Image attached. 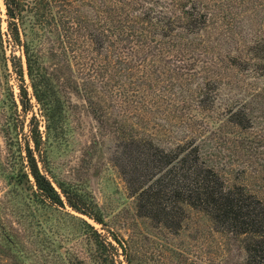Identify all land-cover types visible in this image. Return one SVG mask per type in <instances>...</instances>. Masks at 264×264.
<instances>
[{"label": "trees", "instance_id": "trees-1", "mask_svg": "<svg viewBox=\"0 0 264 264\" xmlns=\"http://www.w3.org/2000/svg\"><path fill=\"white\" fill-rule=\"evenodd\" d=\"M76 1L82 2L83 8L86 5L91 7L93 17L87 12L78 19L79 24L71 20L69 6H73ZM3 2L10 42L19 47L24 55V60L22 56L17 57L15 54L11 58L13 71L19 81L18 102L10 87L6 100L11 102L10 107L21 106L22 111L28 113L33 109V96L46 120L48 132L56 129L65 116V84L68 82H63L64 76L56 69L48 67L45 61L57 56L67 58L73 49L72 45L84 38L90 45L93 44L97 51L96 61H101L97 64L90 59V64L78 63L81 75L78 77L81 83L73 84L77 91L87 96L86 100L97 120H111V113L103 106L100 91L109 92L111 97H114V85L109 75L116 64L120 66L124 63L126 70L142 68L139 73H144V78L135 81L136 91L143 87L151 89V92L158 89L155 95L159 97V101L161 98L169 105H175L178 99V96L174 97L172 90H176V86L183 89L188 85L185 91L181 90V101L189 107L188 96L197 97L196 103L190 108L200 112L205 118L222 122L224 120L223 125L222 122L219 124L221 128L227 127L230 133L237 136L240 144H236L237 147L248 149L245 146L246 136L248 131L254 128L252 120H255L248 100L242 102L232 97L225 101L224 109L216 112L217 114H214V102L225 85L234 88L245 84L259 93L261 88H257L258 85L255 88L252 82L247 83L246 76H237L235 70L253 74L255 79L264 75V30L251 40V59L243 58L241 51L238 55L228 53L226 58H222L213 45L209 46V39L206 38V43L201 34L207 30L211 20L221 18L225 21L228 34L234 37L236 34L242 36V31L237 29L243 27L242 16L247 11L254 13L264 25V0ZM73 9L79 11L76 5ZM44 19L48 25L53 24L50 31H54L59 40L58 46L53 45L48 52H44L41 44L35 43V27L42 25ZM75 36L79 38L75 39ZM239 41L238 39L237 44ZM3 42L0 27L1 47ZM70 59L68 57L66 62L71 66ZM162 62H166L165 66ZM197 65L211 77H204V82H200L197 88L193 89L189 86V78L195 74ZM151 66L158 74L156 79L145 72V69L148 70ZM174 71H178L177 74L180 73L185 79L166 78L161 82L160 73L172 75ZM25 73L30 79L32 95L26 84ZM67 81L73 82L71 77ZM260 96H264V90ZM146 97L137 102L145 105ZM152 101L157 102L156 98ZM185 114H188L189 120L194 115ZM38 120L33 113L30 137L24 148L26 170L21 171V176L18 175L16 181L20 183L24 177H32L34 201L37 204L68 206L82 216L106 225L104 214L89 190L69 180H51L47 175V171H50L48 139L44 138ZM250 148L253 149V146ZM119 149L116 165L120 168L132 195L136 197L137 210L141 217L158 222L173 231L172 233H179L187 219L188 209L199 211L211 220L216 232L241 241L245 252L241 264H264V199L249 193L242 186H228L221 174L207 163L196 139L185 140L173 148H165L151 138L132 136L123 140ZM80 219L87 228L88 244L93 243V247L90 245L92 248L87 252L89 259L70 256V264H115L119 247L124 251L128 264H150L147 257L137 259L136 254L127 250L122 239L115 233L111 232L112 240H109L86 218ZM5 230L4 228L2 236L6 244L12 248L18 246V242Z\"/></svg>", "mask_w": 264, "mask_h": 264}, {"label": "rangeland", "instance_id": "rangeland-1", "mask_svg": "<svg viewBox=\"0 0 264 264\" xmlns=\"http://www.w3.org/2000/svg\"><path fill=\"white\" fill-rule=\"evenodd\" d=\"M74 5L79 11L73 9ZM74 5L69 6L70 17L77 24L84 13L89 12L93 17L88 5L83 8L80 1ZM242 17L243 27L237 29L242 31V36L228 34L225 21L221 18L211 20L207 30L201 34L205 41L209 39V46L213 45L222 58L229 54L238 55L240 51L243 58H252L249 48L251 40L263 32L264 25L251 11ZM0 18L4 40L3 47L0 46V264H70L69 257L74 255L89 259L87 252L93 243L90 244L92 247L88 244L87 228L80 217L86 218L109 240H112L111 232L115 233L122 239L123 246L136 254L137 259L147 257L150 264H241L245 255L241 241L216 232L211 220L199 211L188 209L187 219L179 233H172L158 222L141 217L136 197L132 195L116 165V158L119 145L132 136L151 138L165 148L196 139L207 163L221 174L228 186H242L249 193L264 199V96H260L264 90V75L255 79L253 74L236 69L237 76H246L247 83L252 82L255 88L256 85L261 88L259 93L245 84L234 88L225 85L214 102L215 114L222 111L225 101L232 97L242 102L248 100L255 119L252 120L254 128L246 136L245 146L248 149L253 146L250 150L237 147L239 139L227 127L221 128L219 124L222 120L205 118L190 108L197 97L188 96L189 107L181 101V90L185 91L188 85L183 89L176 86V90H172L174 97L178 96L177 105H169L161 98L159 101L155 95L158 89L151 92V89L143 87L136 91L135 81L143 77L144 73H139L142 68L126 70L124 63L120 66L116 64L109 75L114 85V97L109 92L100 91L103 106L111 113V120L101 121L94 117L87 96L77 91L73 84L81 83L78 63L90 64V59L97 64L101 61L95 59L98 54L93 44L81 38L72 45L73 49L67 55V58H71V66L67 64L66 57L57 56L45 61L48 67L64 76L63 82H68L65 84V116L56 129L48 132L46 120L33 96V109L28 113H24L21 106L10 107L11 102L6 100L10 87L18 102L19 81L13 71L11 58L15 54L24 60V55L19 47L10 42L3 0H0ZM42 23L35 27V43L41 44L44 52H48L53 45L58 46L59 40L54 31H50L53 24L48 25L45 19ZM78 38L75 36V39ZM238 39L240 41L237 44ZM165 63L162 62L164 66ZM145 70L154 79L157 78L153 66ZM194 71L195 74L189 76V86L196 89L200 82H204V77L211 76L200 70L198 65ZM177 72L174 71L172 75L160 73L161 82L166 78L185 79ZM69 77L73 82L67 81ZM25 80L32 95L30 79L26 73ZM143 97H146L145 105L137 102ZM154 98L157 101L155 103L152 101ZM33 113L39 119V128L44 138L48 139L50 171H47V175L51 180H69L89 190L104 214L106 225L98 224L68 206L37 204L34 201L32 177H24L20 183L16 181L21 171L26 170L24 148L30 137ZM185 113L194 115L189 120ZM4 228L18 242V246L12 248L6 244L2 236ZM118 252L115 264H128L121 247Z\"/></svg>", "mask_w": 264, "mask_h": 264}]
</instances>
